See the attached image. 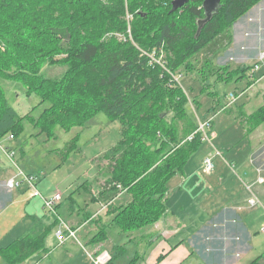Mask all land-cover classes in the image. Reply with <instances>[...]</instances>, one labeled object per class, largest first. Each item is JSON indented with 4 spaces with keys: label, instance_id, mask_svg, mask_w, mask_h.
Masks as SVG:
<instances>
[{
    "label": "trees",
    "instance_id": "1",
    "mask_svg": "<svg viewBox=\"0 0 264 264\" xmlns=\"http://www.w3.org/2000/svg\"><path fill=\"white\" fill-rule=\"evenodd\" d=\"M260 1L219 0L207 19L204 0L178 7L174 0H0V77L36 93L37 105L47 102L36 119L20 115L0 85V138L11 134L16 139L24 117L48 138L56 126H84L98 111L120 124V138L103 154L107 177L93 199L111 201L121 191L131 198L123 206L107 205L110 223L93 220L97 231L88 244L107 239L109 224L132 238L160 219L168 181L183 170L203 137L197 131L200 120L190 117L186 94L171 74L192 71L199 57L211 61L208 76L226 72L228 66L212 67L211 58L232 43L233 24ZM43 64L65 69L58 77H45ZM251 66L232 71L241 77ZM238 117L252 126L251 132L263 124L264 93L256 110ZM74 143L67 144V154ZM59 204L56 214L46 211L47 224L36 222L0 249L5 262L19 264L45 249L46 235L61 219ZM123 251L115 246L109 262ZM259 257L247 264H260Z\"/></svg>",
    "mask_w": 264,
    "mask_h": 264
},
{
    "label": "rangeland",
    "instance_id": "2",
    "mask_svg": "<svg viewBox=\"0 0 264 264\" xmlns=\"http://www.w3.org/2000/svg\"><path fill=\"white\" fill-rule=\"evenodd\" d=\"M247 16L246 14L241 17L239 22L243 23V20H246ZM230 53V50L226 51L222 49L211 58L212 67L223 68L224 66H228L229 69L227 71L230 72L226 71L227 73L222 72L219 75L212 74L208 76L211 61L204 62L203 58L199 57V59L193 61L194 68L192 71L178 74L179 84L188 99L185 107L190 117L195 121L200 120L205 122L210 120V125L205 128L207 137L203 139L204 141L188 158L190 165L198 167L196 176L203 180L207 178L205 174L209 173L202 171V165L199 164L201 156L205 155V157L209 156L213 158L215 170L218 169V166H221V169L225 168L222 165L224 158L219 155L218 157L215 154L214 149L216 148L219 151L218 154L221 153L228 162L231 163L233 162L232 159H234L238 163L237 165L234 162V166L238 170L239 165L240 168L246 167V164L249 166L246 163V151L248 152L250 148L255 149L259 147L260 137L264 138V123L251 132L252 126L242 124L238 117L242 112L247 114L253 112L263 103L264 69L253 71L250 60L241 64L239 61L233 60ZM233 55L236 58L240 57V54L236 50ZM205 63H208V65ZM238 64L249 65L251 67L246 69L244 75L239 77L240 72L234 73L232 71ZM64 69L65 66L43 64L40 73L45 77H58ZM253 73L254 76H251ZM253 79L255 80L250 85L248 81ZM0 85L5 92L8 104L20 115L30 113V118L36 119L43 107L47 105V102L37 105L40 100L39 96L36 93H26V87L20 81L0 77ZM209 91L214 92V94H209ZM230 94L234 96L232 103L230 101ZM22 126L23 131L16 138V142L18 148L20 149L21 147L23 150V155H18V149L14 148L16 154L11 158L14 166L10 164L11 162L8 164L9 161L4 155L1 156L3 164L8 168L12 167L15 172L21 170L24 173L36 175L38 178L36 182L37 189L42 196L50 197L56 192L60 193L61 198L57 212L60 218L69 225H73L77 221L79 222L80 219H83L84 211L94 212L99 207L100 211H106V205H99V203L95 202L93 196L95 198L99 197L97 193L99 186L107 177L104 172L107 170V160L103 157V154L120 138L119 122L109 119L103 111H98L84 126H74L69 130L56 126L54 128V135L51 138H48L44 132H41L40 127L34 125L28 117L23 118ZM73 139L75 141L74 147L71 146L73 150L67 154L66 146L67 144L70 145ZM175 182H177L175 179L170 181L171 184H175ZM240 184L239 189L246 194V189L248 188L246 180L241 179ZM224 187L226 186L221 184L218 191H220L221 197L226 198L227 194ZM261 187H264V184L260 185ZM26 194L28 198L25 196L23 200L33 201L32 205L35 204V210L42 211L40 199L31 196L27 190ZM126 196L124 194L120 197V200H125ZM251 197L253 196L251 195ZM105 221L107 222V219ZM86 226V229H83L87 233L83 230L80 233L78 230L77 237L79 238V242L74 240L79 246L74 262L67 263L62 256L64 264H93L87 254L92 255V250H89V247L93 249V246L88 243L90 237L96 232L94 231L95 223ZM263 226L264 223L255 232L256 235L263 234L262 237L260 236L261 243H259V248L255 253V257L261 255L259 257L260 264H264V233H261ZM76 229L79 228L77 227ZM90 233L93 234L90 236L88 235ZM109 234H111V228H109ZM116 238V244L123 245L125 251L114 258L110 264L131 263L135 258L136 247L129 244L122 235H117ZM10 241V239L2 237L0 239V246L3 247ZM83 244L85 247L88 246L87 250L83 247ZM111 246L112 244L109 241L104 245L109 252ZM82 248L86 250L87 254ZM249 261L250 259L246 264ZM0 262L8 264L1 255Z\"/></svg>",
    "mask_w": 264,
    "mask_h": 264
},
{
    "label": "crops",
    "instance_id": "3",
    "mask_svg": "<svg viewBox=\"0 0 264 264\" xmlns=\"http://www.w3.org/2000/svg\"><path fill=\"white\" fill-rule=\"evenodd\" d=\"M246 14L248 16L243 23L239 22L241 17L234 23L233 41L225 49L230 50L233 60L241 64L249 60L253 63L257 54L264 50V0L253 6ZM235 50L240 57L236 58L233 55ZM263 141L264 138L260 137L259 147L255 149L249 147L250 150L246 151V163L249 166L246 164V167L240 168L239 165L238 170L234 166V159H232L233 162H228L221 153L218 154L219 151L215 148V154L224 158L222 165L225 168L221 169V166H218L215 170L214 163L212 173L205 174L207 178L204 180L196 176L198 167H193L187 160L183 170L170 178L167 183L164 198L166 209L156 223L132 233L130 236L132 238H127V235L118 227L109 224L107 239L93 245V249L89 247V250H92V253L101 249L108 250L104 245L109 241L112 246L108 252L112 255L115 252V246L120 245L116 244V236L122 235L129 244L136 247L135 258L137 259L131 264H246L249 259L251 261L255 258L263 235L255 233L264 223V187L260 188V185L264 184ZM3 148H17L18 155L21 156L23 150L21 147L18 148L16 139H9V135L0 138V239L2 237L10 239L8 243L10 244L36 222L47 224L46 219L49 217L44 219L46 211L39 197L36 198L41 201L42 211L35 210L33 201L23 200L27 196L26 190L33 196L26 184L11 190L6 188L5 180L17 172L3 164L2 155L8 159V164L11 162L10 164L13 165ZM204 157L205 155L200 157L199 164L202 165ZM235 164L238 165L237 162ZM259 177L263 178V182H258ZM172 179L177 182L171 184ZM241 179H245L248 185L246 194L239 189ZM221 184L226 186L224 187L226 198L221 197L218 191ZM124 194L127 195L126 199L120 200ZM130 198L126 191H121L114 200L107 202L95 200V202L99 205L105 204L106 208L107 205L116 207L125 205ZM249 198H254L258 202L257 205L250 206ZM106 212L107 210L100 211V207L94 212L84 211L83 219L73 225L77 226L81 233L86 229V225L92 224L93 220L100 219L102 223L108 224L112 212ZM108 227L111 228V234ZM94 228V231H97V227L94 226ZM76 243L74 240L59 243L54 232L51 231L44 239L45 249L19 264H64L63 259L67 263L74 262L79 247ZM8 244L0 246V249ZM83 247L88 249V246ZM84 248L82 249L87 254Z\"/></svg>",
    "mask_w": 264,
    "mask_h": 264
},
{
    "label": "built area",
    "instance_id": "4",
    "mask_svg": "<svg viewBox=\"0 0 264 264\" xmlns=\"http://www.w3.org/2000/svg\"><path fill=\"white\" fill-rule=\"evenodd\" d=\"M129 32V28H128ZM150 58L155 60L153 54H150ZM157 61V60H156ZM253 71H260L264 69V50L260 51L254 62L252 63ZM254 74V73H253ZM172 78L178 82L179 84V75L178 74H171ZM231 97V103L234 101L233 94L229 95ZM210 120L205 122L199 121V125L197 131H201L203 134L202 139L206 138L207 135L205 133V128L209 126ZM192 135H189L187 139H191ZM9 139H13V136L10 134ZM5 153L7 154L8 158L12 161L11 158L15 155L14 149L3 148ZM214 169V162L211 157L206 156L202 160V171L205 173H211ZM38 178L36 175L32 173H24L21 170H18L15 175L5 180V186L8 189H14L19 187L22 184H26L29 190L31 191L32 195L35 197H39L42 200L43 208L46 211L56 214L54 207L59 203L61 195L60 193L56 192L53 196L44 197L40 194L39 190L37 189L36 182ZM258 182H263V178L259 177ZM250 206L257 205V201L254 198L248 200ZM77 230L73 228L71 225L65 223L62 219H59L58 224L54 228V235L59 243H63L67 240H75L79 242L77 237ZM261 231L264 232V226L261 228ZM93 264H107L111 260V254L107 250H100L98 252H93L92 255H89Z\"/></svg>",
    "mask_w": 264,
    "mask_h": 264
},
{
    "label": "water",
    "instance_id": "5",
    "mask_svg": "<svg viewBox=\"0 0 264 264\" xmlns=\"http://www.w3.org/2000/svg\"><path fill=\"white\" fill-rule=\"evenodd\" d=\"M188 0H174L175 7L181 6ZM219 0H204L203 7L205 9L206 18L208 19L213 12L216 11Z\"/></svg>",
    "mask_w": 264,
    "mask_h": 264
}]
</instances>
